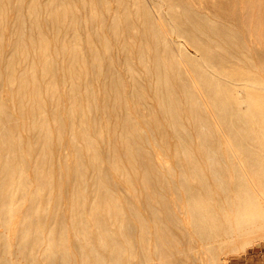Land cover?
Listing matches in <instances>:
<instances>
[{
	"label": "bare ground",
	"instance_id": "6f19581e",
	"mask_svg": "<svg viewBox=\"0 0 264 264\" xmlns=\"http://www.w3.org/2000/svg\"><path fill=\"white\" fill-rule=\"evenodd\" d=\"M145 1L0 0V264H227L264 237L252 48Z\"/></svg>",
	"mask_w": 264,
	"mask_h": 264
},
{
	"label": "rangeland",
	"instance_id": "374dc122",
	"mask_svg": "<svg viewBox=\"0 0 264 264\" xmlns=\"http://www.w3.org/2000/svg\"><path fill=\"white\" fill-rule=\"evenodd\" d=\"M196 1L193 0L192 2L193 3L195 2V4L198 5L201 3L200 8L201 9L203 8L202 10H204L205 12L209 11L208 12L210 13L209 15L218 17L219 19L221 17L222 20L225 19L227 21L232 20L230 22L231 25L236 21L234 23L235 25L234 26L232 25L234 30L237 32L238 29L239 34L242 33L243 36H245V40L249 48L250 47L252 48L251 50L252 52L250 53L251 55L254 56V57L251 56L252 61L256 66V68L259 67L260 71H262V74L264 76V0H196ZM147 2L148 0L145 1L146 4ZM147 5H149V2ZM154 18L158 21L156 15L154 16ZM250 49L248 51H250ZM176 53L180 54L178 52ZM182 65L184 66L183 62L181 63V66ZM185 73L187 74L185 75L188 77V78L186 77L188 81L190 83L193 82L192 85L195 83V85H193V87L195 86V88L193 87L192 88L195 91L199 92L198 96H200L202 98V101L204 100L205 102L203 103L206 104V99L202 95L201 88L198 85H196L197 81L195 80L194 76L192 74H188L187 70L185 71ZM191 77L193 79H191ZM189 78L191 79V81L189 80ZM246 94H248V96H250L253 100L256 99L255 102H258L259 105L264 106L263 92L257 90L252 91L249 89H244V92L240 93V95L245 97ZM261 99L262 102L260 101ZM251 108L252 107L249 106V103L248 104L243 103L241 106L242 111H248L251 110ZM211 117L213 118L214 121H216V119L212 115ZM27 118L29 117L25 115L24 119L28 120ZM1 230L2 227L0 226V231ZM260 238L259 239L257 238L255 242H253L251 245L246 246V248L242 251H234L233 249H228L227 250L228 252H226L227 254L222 252L220 253V255L221 256L227 255L225 256L228 259L227 264H264V237L261 239ZM202 253L203 251L194 254L198 259V261ZM194 255L192 256L194 257ZM191 262L194 263L193 261Z\"/></svg>",
	"mask_w": 264,
	"mask_h": 264
}]
</instances>
